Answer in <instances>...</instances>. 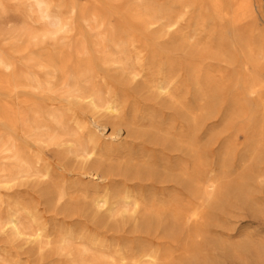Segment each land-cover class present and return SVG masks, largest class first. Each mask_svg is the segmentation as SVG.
Returning a JSON list of instances; mask_svg holds the SVG:
<instances>
[{"label": "bare ground", "instance_id": "1", "mask_svg": "<svg viewBox=\"0 0 264 264\" xmlns=\"http://www.w3.org/2000/svg\"><path fill=\"white\" fill-rule=\"evenodd\" d=\"M162 1L83 16L107 27L100 41L79 32L0 58V233L10 244L72 264H223L212 248L232 250L210 227L238 211L264 218V71L260 53L242 62L230 43L249 21L263 46L260 5ZM194 15L222 23L220 45L187 30ZM52 19L34 37L68 25ZM257 114L252 142L238 143ZM125 233L139 242L117 248Z\"/></svg>", "mask_w": 264, "mask_h": 264}, {"label": "rangeland", "instance_id": "2", "mask_svg": "<svg viewBox=\"0 0 264 264\" xmlns=\"http://www.w3.org/2000/svg\"><path fill=\"white\" fill-rule=\"evenodd\" d=\"M115 1L127 3L130 0H50L49 10L38 5L36 0H0V58L7 52L22 46H36L41 43L52 47L56 44L68 43L73 38H78L79 32L88 34L90 42L100 41L99 34L106 31L107 27L84 22L81 18L90 16L94 11L105 14L106 4L115 3ZM170 1L173 0H164L166 3ZM253 1L256 5H260L259 8L257 6L258 22L264 25L259 13L261 2H259L260 0ZM206 3L207 6H210V0H207ZM73 5L76 7L74 10L71 8ZM50 11L51 14L48 16ZM58 13L63 14L64 20L68 22L67 27L60 31L58 37L55 39L50 35L46 38L34 37L35 34L41 35L52 30V15ZM196 19V15H194L193 22L187 30L195 33L198 42L205 46L220 45L218 33L222 23L216 21V25H214L209 21L196 24L194 22ZM239 33L240 39L231 38V47L233 46L240 53L242 62L248 61L246 53H260V60L256 66L259 70L264 71V44L261 45L257 30L252 27L249 21H246L241 26ZM76 34L79 35L76 36ZM211 61L216 62L215 60ZM1 72L0 66V75ZM258 121L257 114L246 124L247 132L236 137L238 143L243 144L251 141L257 130ZM110 132L107 128L104 133L108 135ZM1 185L0 183V199H7L6 191ZM210 229L212 237L219 239L225 247L232 250V253L226 256L222 250L212 248L218 260L223 264H264V218L257 217L247 211H238L235 215L228 217V222L225 225L211 226ZM118 234H123V232L119 231ZM124 235L126 237L117 248L133 246L139 242L136 234L125 233ZM183 247L184 245L181 244L178 254L184 253ZM36 249V246L30 245L24 240L10 244L6 236L0 233V264H47L54 259L51 264H72L69 259L57 254L41 260Z\"/></svg>", "mask_w": 264, "mask_h": 264}]
</instances>
